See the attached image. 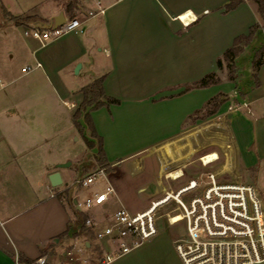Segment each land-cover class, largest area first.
<instances>
[{"label": "crops", "instance_id": "crops-1", "mask_svg": "<svg viewBox=\"0 0 264 264\" xmlns=\"http://www.w3.org/2000/svg\"><path fill=\"white\" fill-rule=\"evenodd\" d=\"M101 1L104 14L86 17L92 0H78L75 11L83 32H69L43 45L24 33L22 38L11 36L16 50L10 60L17 56L21 63L12 70L0 58V264L41 255L46 264H101L108 247L84 226L85 217L105 219L121 205L143 211L161 194V165L153 148L188 132L196 123L184 128V120L222 93L214 90L220 85L193 83L217 71V60L253 25L257 30L250 42L240 44L242 51L234 60L236 72L229 79L233 94L225 92L218 109L198 122L215 116L228 131L233 173L256 187L264 213V62L256 71L251 65L264 43V19L256 1ZM66 3L0 0V25L23 31L45 28L60 14L69 16ZM186 14L197 19L183 26L179 16ZM36 62L41 67H35ZM25 65H33L35 73L22 72ZM100 77L104 96L118 100L89 111L102 138V165L96 147L87 146L73 118L83 88ZM44 86L50 88L48 100ZM189 87L194 89L182 91ZM208 89L213 91L206 98L199 94ZM30 95L36 100H27ZM184 96L198 99L192 100L190 110L184 111ZM242 103L247 106L229 109ZM99 166H107L99 184L89 190L76 187V179ZM55 171L62 181L53 186L49 176ZM182 181L184 176L175 183ZM108 185L114 192L104 202L86 210L78 206L83 201L78 197L103 192ZM78 212L84 216L80 223ZM163 217L166 214H159L156 220L155 236L108 264H183L174 241L184 232L165 231L159 225Z\"/></svg>", "mask_w": 264, "mask_h": 264}, {"label": "built area", "instance_id": "built-area-1", "mask_svg": "<svg viewBox=\"0 0 264 264\" xmlns=\"http://www.w3.org/2000/svg\"><path fill=\"white\" fill-rule=\"evenodd\" d=\"M92 3L93 7L85 11L86 17L104 14L106 8L101 0ZM179 19L187 26L197 16L186 14L185 20L181 16ZM83 31L78 16H65L56 26H30L23 33L43 45L63 34ZM35 67H41V63L36 62ZM21 70L29 72L32 66L25 65ZM3 86L0 81V87ZM246 106V103L233 104L229 109ZM214 118L211 116L188 132L183 131L177 138L184 133V141L174 138L153 148L161 165L158 178L161 194L147 209L133 212L121 205L108 218L85 217L84 226L93 229L95 239L109 244L99 258L101 264H108L155 236L157 209L166 204H172L166 213L169 224L185 222V236L174 241V249L183 264H264V213L257 189L234 175L230 166L232 140ZM209 155L212 156L207 158ZM95 174L104 175L105 171L98 169L75 183L87 186ZM182 176L184 181L176 186L171 184ZM110 192L114 188L108 185L103 192L87 196L77 204L90 208L104 202ZM46 261L45 255L29 263H21L17 258V264H46Z\"/></svg>", "mask_w": 264, "mask_h": 264}, {"label": "trees", "instance_id": "trees-1", "mask_svg": "<svg viewBox=\"0 0 264 264\" xmlns=\"http://www.w3.org/2000/svg\"><path fill=\"white\" fill-rule=\"evenodd\" d=\"M258 5V12L261 17L264 19V0H255ZM77 2L78 0H67L66 10L69 11V16H76L77 10ZM233 6L232 4H228L226 9H230ZM258 25H253L249 33L247 35H240L234 39L232 47L228 48L222 59L217 60L218 68L222 67V62H226V66L232 70L234 67V60L236 56L242 51V47L240 44L244 42L247 44L252 39L255 31L257 30ZM264 62V43L263 45L256 51L253 60H252V69L256 71L259 66ZM232 78V73L230 74V79ZM103 77H100L94 80L91 84L83 88L84 97L81 103L78 105L77 109L73 114L74 124L78 132L84 138L87 146L89 148L96 147L97 149V157L99 159V163L101 165L105 162L104 159V151L102 147V138L97 134L94 125L92 123L91 116L89 114L90 110L97 109L103 105H107L109 103H118V100L104 96V91L102 88ZM220 78L216 75V72H209L205 74L202 78L193 83V86L196 87H204L212 83H218ZM227 98V95L224 93H219L212 96L210 99L206 101L202 110H198L191 118L200 117L198 114L205 113V115H209L215 112L224 99ZM29 261H23L21 257H19V262L21 263H29Z\"/></svg>", "mask_w": 264, "mask_h": 264}, {"label": "rangeland", "instance_id": "rangeland-1", "mask_svg": "<svg viewBox=\"0 0 264 264\" xmlns=\"http://www.w3.org/2000/svg\"><path fill=\"white\" fill-rule=\"evenodd\" d=\"M23 30L18 27V28H13V26H8V25H0V58H3V61L6 62V64L10 67H12V70L17 69L20 65V61L22 58H19L17 56L14 57L13 61L11 62L10 60V53L15 55V50L16 48L14 47L15 44L13 42H15L14 40H11V36L14 37L15 39V35L17 36V38H22L23 37ZM217 65V63H216ZM33 68V65H30ZM218 67V65H217ZM207 68V66H206ZM34 68L32 70H30L29 72H26L25 74H28V76H31L32 74H34L35 72L33 71ZM16 72V71H15ZM216 72V75L220 78V81L218 83H212L209 85H220V86H215L214 90H218L221 91L222 93H227L230 92L233 94V86H234V82H230V74L234 72H236V70L232 69L230 70L227 66H226V62L223 61L222 62V67L218 68ZM204 76V75H203ZM3 81L8 84L9 79L8 78H2ZM48 83V82H47ZM49 84V83H48ZM50 85V84H49ZM208 86V85H207ZM235 86L237 87L236 83ZM45 88H42V93L44 96H46V100H48V94H50V88L44 86ZM51 87V86H50ZM192 89H194L193 87H189V88H184V93L187 91H191ZM213 90L212 89H208L205 91L200 92L199 94L204 95V97L206 98L209 94H211ZM42 93H40V95L42 96ZM31 96V95H30ZM191 97H188V99L186 100V97L184 96V111L186 110H190L191 108V103L192 100H198L197 98L194 99H190ZM26 100V99H25ZM27 100H36V98H33V96L29 97ZM195 105V104H194ZM203 107L199 110H202ZM197 112V110L195 112H193L191 115H189V117H187L184 120V128L190 127L193 124L197 123L199 120H202L206 117H208V115L206 116L205 113H200L198 114L200 117H196V118H191L192 115H194ZM177 139H181L182 141H184V133L183 136L181 138H175ZM175 140V141H176ZM181 140H178V142H182ZM214 147V146H213ZM213 150V148L209 149L208 151ZM94 164V163H93ZM94 169H96V165H93ZM99 169H105L107 166H99ZM98 170V169H97ZM95 172V171H94ZM93 173V172H92ZM103 177V175H98L95 174V178L93 180V182H91L89 185L87 186H81L82 189L84 190H89L90 188H92L93 186H95L96 184H99V182L101 181V178ZM171 184L173 186H176L175 181H171ZM79 186L76 184V187ZM92 195V193L90 194ZM84 198L82 197H78L76 200L77 201H82ZM172 207V204H166V205H162L157 209V214H166L168 212V210ZM81 209L86 210V207H81ZM78 222L80 223L83 219L84 216L81 212H78ZM159 225L162 226L164 228L165 231L170 232L172 235H174V233L176 232L178 233H183L184 232V236H185V222L184 221H179L175 224H171L169 225L167 223V220L165 217H163L162 219L159 220ZM107 247L109 244H105Z\"/></svg>", "mask_w": 264, "mask_h": 264}, {"label": "water", "instance_id": "water-1", "mask_svg": "<svg viewBox=\"0 0 264 264\" xmlns=\"http://www.w3.org/2000/svg\"><path fill=\"white\" fill-rule=\"evenodd\" d=\"M64 19H65V16L62 13V14H60L59 18H55L54 24H50L49 26H51V25L56 26V25L62 23L64 21ZM79 66H80V64L77 65V68ZM67 164H68V162L59 163V164H57V167H62V166H65ZM49 181H50L51 185H53V186L59 185L62 181L61 177H60V173L58 171L51 173L49 176Z\"/></svg>", "mask_w": 264, "mask_h": 264}, {"label": "bare ground", "instance_id": "bare-ground-1", "mask_svg": "<svg viewBox=\"0 0 264 264\" xmlns=\"http://www.w3.org/2000/svg\"><path fill=\"white\" fill-rule=\"evenodd\" d=\"M184 20L186 19V16H181ZM212 155H209L207 158H210Z\"/></svg>", "mask_w": 264, "mask_h": 264}]
</instances>
